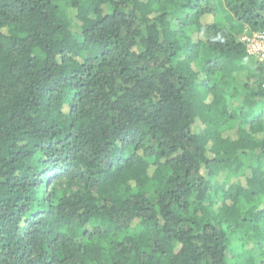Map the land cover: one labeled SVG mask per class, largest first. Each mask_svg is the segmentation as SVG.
Wrapping results in <instances>:
<instances>
[{"label":"trees","instance_id":"1","mask_svg":"<svg viewBox=\"0 0 264 264\" xmlns=\"http://www.w3.org/2000/svg\"><path fill=\"white\" fill-rule=\"evenodd\" d=\"M264 0H0V264H264Z\"/></svg>","mask_w":264,"mask_h":264},{"label":"built area","instance_id":"2","mask_svg":"<svg viewBox=\"0 0 264 264\" xmlns=\"http://www.w3.org/2000/svg\"><path fill=\"white\" fill-rule=\"evenodd\" d=\"M239 40L244 45L245 51L264 67V29L252 34H241ZM262 85L264 87V75Z\"/></svg>","mask_w":264,"mask_h":264}]
</instances>
